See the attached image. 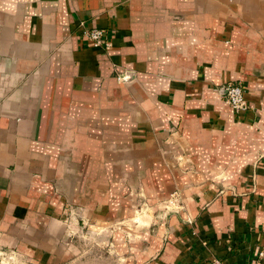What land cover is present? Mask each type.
Listing matches in <instances>:
<instances>
[{"label": "crops", "instance_id": "0c3cea01", "mask_svg": "<svg viewBox=\"0 0 264 264\" xmlns=\"http://www.w3.org/2000/svg\"><path fill=\"white\" fill-rule=\"evenodd\" d=\"M175 189L185 209L143 264L264 251V0H0V247L67 260L68 209L101 218Z\"/></svg>", "mask_w": 264, "mask_h": 264}, {"label": "rangeland", "instance_id": "374dc122", "mask_svg": "<svg viewBox=\"0 0 264 264\" xmlns=\"http://www.w3.org/2000/svg\"><path fill=\"white\" fill-rule=\"evenodd\" d=\"M186 201L183 189L172 190L154 200L139 191L131 197V211L116 210L96 218L68 209L64 217L57 218L67 222L64 233L74 253L67 260L54 259L52 264H143L154 251L155 237L165 230L167 233L171 216H179ZM62 235L60 239L64 238ZM0 264L43 263L0 247Z\"/></svg>", "mask_w": 264, "mask_h": 264}, {"label": "built area", "instance_id": "2783aa9c", "mask_svg": "<svg viewBox=\"0 0 264 264\" xmlns=\"http://www.w3.org/2000/svg\"><path fill=\"white\" fill-rule=\"evenodd\" d=\"M81 35L89 40L94 47L109 50L113 46V42L104 28L90 26L85 21H81ZM225 98L226 102L237 113L246 111L249 108L245 98V89L240 83H231L226 86ZM263 258L264 251L261 250L255 259H251L245 264H260Z\"/></svg>", "mask_w": 264, "mask_h": 264}]
</instances>
